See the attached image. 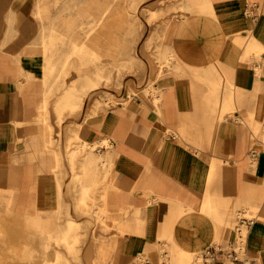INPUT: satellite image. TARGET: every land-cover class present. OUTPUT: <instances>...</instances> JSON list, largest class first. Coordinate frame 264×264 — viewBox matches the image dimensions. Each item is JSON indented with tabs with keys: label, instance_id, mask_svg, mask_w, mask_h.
<instances>
[{
	"label": "crops",
	"instance_id": "1",
	"mask_svg": "<svg viewBox=\"0 0 264 264\" xmlns=\"http://www.w3.org/2000/svg\"><path fill=\"white\" fill-rule=\"evenodd\" d=\"M111 1L0 0V210L35 207L42 220L68 213L111 243L117 264H166L169 256L177 262L184 253L226 246L232 210L244 206L256 211L248 255L264 264V0H183L186 14L171 25L160 21L157 30L159 55L173 53L179 71L150 87L147 62L149 94L122 93L116 105L102 103L107 88L90 89L61 129L57 112L83 74L46 79L63 70L70 53L53 50L50 40L95 49L96 25L112 22ZM107 36L109 44L98 45L105 54L112 49L111 31ZM72 65L74 72L112 70L111 61L98 67L84 57ZM71 121L90 149L74 171L65 156ZM73 177L77 188L68 187ZM87 199L94 208L85 215L77 206Z\"/></svg>",
	"mask_w": 264,
	"mask_h": 264
},
{
	"label": "rangeland",
	"instance_id": "2",
	"mask_svg": "<svg viewBox=\"0 0 264 264\" xmlns=\"http://www.w3.org/2000/svg\"><path fill=\"white\" fill-rule=\"evenodd\" d=\"M144 1L149 2V4L142 6ZM176 1L178 0H113L112 22L104 21L96 25L94 32L98 37L95 49L90 47L88 43H79V41L76 42L71 38L57 37L50 40V44L53 40V50L56 48H66L70 52L61 64L63 70L50 71L53 72L51 77L59 79L72 77V73L83 74L74 83V86L68 90V93L75 92L76 97H71V95L66 96L65 108L57 112L58 124L61 129L63 128L65 118L72 117L81 111L84 107V99L88 97V87L79 92L78 86L88 83L87 79L88 81L90 79L93 80L96 77V73L102 75V78H98V82L100 83L98 87L102 86L111 91L106 98L103 97L102 103L116 105L118 100L115 97L122 95V93L128 94L130 98L136 96L144 98L149 94L150 90L146 91L147 88L144 89L147 75L150 72H148L146 67L147 62L150 63L151 70L148 83L150 87L152 80L157 81L168 72L179 71L174 66L177 60L173 53L168 54L165 59H162L159 55V52L163 48L162 43L164 38H162L163 33L157 32L160 27V21L164 25H171L186 14L183 8V0L179 1L182 6L171 5V3L174 4ZM165 5L166 8L164 9ZM110 31L113 36L111 39V44L113 43L112 49L110 50L108 47L107 54H105L102 53L105 50L98 48V45L100 42L103 44L107 42L109 44V38L108 36L105 37V33L107 32L109 35ZM111 52L112 54H110ZM74 57L76 59L84 57L85 59H89V62L92 60V62L97 63L98 67L104 66L106 61L107 63L111 61V66L113 65L112 72L100 69L96 72L70 71L73 66ZM152 65H156L157 67V74L153 79H151V75L153 74L152 69H154ZM86 66L88 67V65ZM90 73L92 75H89ZM51 95H54V93L52 92ZM123 102L127 105V101L124 100ZM73 125L71 121L65 127V136H70V139L66 143L65 156L72 171L75 170L74 162L76 159L85 158L90 150L89 147H84L77 139L72 129ZM258 138L263 140L261 136H258ZM54 143L52 150L60 151L61 144L57 146V143H55L56 145L54 146ZM74 149H78V153L73 160L70 153ZM58 169L59 166H55L54 170L57 171ZM39 170L40 168L37 167L38 173ZM78 179V177H73L68 187L77 188L79 185ZM93 208L94 202L92 201L91 203L88 199L81 202L80 206H77V210H80V213L85 215H88ZM36 209L34 207L33 210L26 213L23 211L24 209L17 208V212L13 214H10L9 209L2 208L0 210V264H117L112 261L113 249L111 243L106 245L105 242L103 243L99 239H96L95 231L94 229L91 230L89 225H84V223L74 224L71 220L72 215L68 213L63 214V212H61L60 216L45 217V220H42L40 214L35 211ZM239 211L245 212L246 217H256L255 210L244 206L233 208L231 221L228 224L229 232L236 224ZM103 216L104 209L100 207L97 213L98 222L100 221V217ZM62 220H65V223ZM102 226V230L107 232L108 228L104 223H102ZM197 254L184 253L180 261L177 262L174 256H169L170 261L169 263L166 261V263L193 264Z\"/></svg>",
	"mask_w": 264,
	"mask_h": 264
},
{
	"label": "built area",
	"instance_id": "3",
	"mask_svg": "<svg viewBox=\"0 0 264 264\" xmlns=\"http://www.w3.org/2000/svg\"><path fill=\"white\" fill-rule=\"evenodd\" d=\"M247 9L248 16H251L252 7L248 6ZM255 222V217H246L245 212L239 211L232 229L233 240L224 247L219 246L198 253L193 264H256L248 255L247 248L248 236Z\"/></svg>",
	"mask_w": 264,
	"mask_h": 264
},
{
	"label": "bare ground",
	"instance_id": "4",
	"mask_svg": "<svg viewBox=\"0 0 264 264\" xmlns=\"http://www.w3.org/2000/svg\"><path fill=\"white\" fill-rule=\"evenodd\" d=\"M112 1H113V0H112ZM112 1H111V2H112ZM114 1H116V0H114ZM120 1H121V0H120ZM88 2H89V1H88ZM112 3H113V2H112ZM114 3H115V2H114ZM129 3H130V2H129ZM112 5H113V4H112ZM73 7H74V6H73ZM111 8H112V6H111ZM91 14H92V13H91ZM104 16H105V15H104ZM109 16H110V15H109ZM103 19H104V17H103ZM123 25H124V24H123ZM117 26H118V25H117ZM94 33H95V32H94ZM95 34H96V33H95ZM92 35H93V34H92ZM92 35H91V37H92ZM112 37H113V36H112ZM77 38H79V37H77ZM77 38H76V39H77ZM120 38H121V37H120ZM88 39H89V38H88ZM116 39H117V38H116ZM106 40H107V39H106ZM120 40H121V39H120ZM90 41H93V43H94V40H90ZM99 42H100V41H99ZM114 42H116V41H114ZM124 42H125V41H124ZM96 43H97V42H96ZM96 43H95V44H96ZM126 43H127V42H126ZM112 44H113V43H112ZM112 44H111V46H112ZM128 44H129V43H128ZM128 44H127V45H128ZM119 45H120V43H119ZM128 46H129V45H128ZM129 47H130V46H129ZM129 47H128V48H129ZM104 48H105V47H104ZM114 49H115V48H114ZM125 49H126V48H125ZM131 49H132V48H131ZM131 49H130V51H131ZM119 51H120V50H119ZM132 51H133V50H132ZM115 52H116V51H115ZM117 52H118V51H117ZM118 53H119V52H118ZM116 55H117V54H116ZM118 55H119V54H118ZM125 55H126V54H125ZM127 55H128V54H127ZM129 55H130V53H129ZM120 56H121V55H120ZM128 57H129V56H128ZM120 58H122V57H120ZM129 58H130V57H129ZM132 58H133V56H132ZM118 59H119V56H118ZM130 59H131V58H130ZM118 62H119V61H118ZM120 63H121V62H120ZM124 64H125V63H124ZM117 65L119 66V64H117ZM120 65H121V64H120ZM112 66H113V65H112ZM118 66H117V67H118ZM115 70H116V69H115ZM122 70H123V69H122ZM111 72H112V71H111ZM113 72H114V70H113ZM122 72H123V71H122ZM52 74H53V72H50V71H49V72H46V79L49 78V77H51ZM115 75H116V74H115ZM98 78H102V75H101L100 73H96V77H95L93 80L90 79V80L88 81V79H87V82L90 84V86L88 85V88H87L88 90H90V89H94V88H97V87L99 86L100 83L98 82ZM111 78H112V77H111ZM108 82H109V81H108ZM73 93H74V92H70V93H68L66 96H68V95H69V96H70V95L72 96ZM65 98H66V97H65Z\"/></svg>",
	"mask_w": 264,
	"mask_h": 264
}]
</instances>
